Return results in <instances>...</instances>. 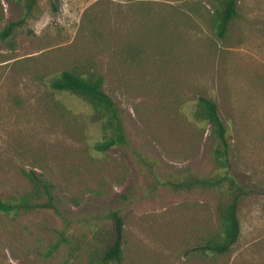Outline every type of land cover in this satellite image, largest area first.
<instances>
[{"label":"rangeland","instance_id":"obj_1","mask_svg":"<svg viewBox=\"0 0 264 264\" xmlns=\"http://www.w3.org/2000/svg\"><path fill=\"white\" fill-rule=\"evenodd\" d=\"M22 1L0 0V28ZM236 7L219 38L208 0H38L0 41V198L26 190L20 169H33L58 211L0 213V264H93L109 210L122 218L121 260L109 264H264V0ZM130 42L143 48L134 60ZM62 69L102 76L127 144L93 148L102 133L89 107L47 85ZM197 96L216 104L230 174L252 189L220 255L192 249L215 227L213 191L160 184L212 171L209 126L191 116ZM62 228L68 244L43 257Z\"/></svg>","mask_w":264,"mask_h":264},{"label":"trees","instance_id":"obj_2","mask_svg":"<svg viewBox=\"0 0 264 264\" xmlns=\"http://www.w3.org/2000/svg\"><path fill=\"white\" fill-rule=\"evenodd\" d=\"M37 1H22V16L0 28V41L6 40L15 28L24 24ZM208 1L212 7L215 33L219 38H222L228 22L236 15V0ZM142 50L140 43L130 42L125 46L124 53L128 58L134 60L140 56ZM102 83L103 78L100 74L75 69H62L47 82L52 91L75 95L89 107V118L100 127L102 133L101 139L93 143V148L98 151H104L119 144H127L118 108L113 99L103 91ZM191 116L194 123H207L209 126L210 136L213 139L210 151L212 171L205 176L188 174L177 180H163L160 184L171 191L190 189L213 191L215 227L205 237H201L200 242L192 249L220 255L228 252L237 241L240 230L237 204L252 189L237 182L230 174L227 129L219 117L216 104L208 98L197 96ZM139 160H144L142 155ZM20 173L27 181L28 188L6 199L0 198V213L16 216L20 213L50 209L58 214L50 192L51 184L48 180L33 169H20ZM151 174L153 175L152 171ZM106 218L110 221L105 234L106 238L100 245H95L94 253L89 255V261L90 263L93 261V264L119 263L121 260L122 218L116 210H109L106 213ZM53 233L54 239L41 252L43 257H48L60 245H67L69 242L65 235V229H53Z\"/></svg>","mask_w":264,"mask_h":264}]
</instances>
